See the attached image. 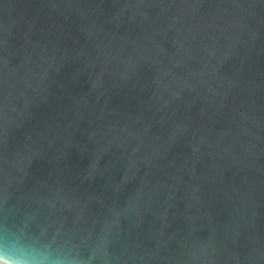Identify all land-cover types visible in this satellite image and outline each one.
<instances>
[{
  "label": "water",
  "instance_id": "water-1",
  "mask_svg": "<svg viewBox=\"0 0 264 264\" xmlns=\"http://www.w3.org/2000/svg\"><path fill=\"white\" fill-rule=\"evenodd\" d=\"M4 229L264 264V0H0Z\"/></svg>",
  "mask_w": 264,
  "mask_h": 264
},
{
  "label": "clouds",
  "instance_id": "clouds-1",
  "mask_svg": "<svg viewBox=\"0 0 264 264\" xmlns=\"http://www.w3.org/2000/svg\"><path fill=\"white\" fill-rule=\"evenodd\" d=\"M0 264H85L74 246L27 235L22 229L0 230Z\"/></svg>",
  "mask_w": 264,
  "mask_h": 264
}]
</instances>
